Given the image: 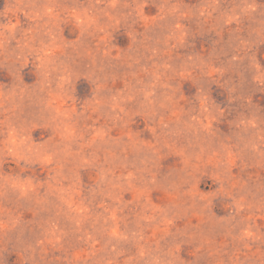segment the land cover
I'll return each instance as SVG.
<instances>
[{
	"label": "rangeland",
	"instance_id": "374dc122",
	"mask_svg": "<svg viewBox=\"0 0 264 264\" xmlns=\"http://www.w3.org/2000/svg\"><path fill=\"white\" fill-rule=\"evenodd\" d=\"M0 264H264V0H0Z\"/></svg>",
	"mask_w": 264,
	"mask_h": 264
}]
</instances>
